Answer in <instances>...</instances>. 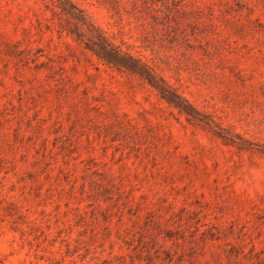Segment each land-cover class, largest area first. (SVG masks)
<instances>
[{
    "label": "rangeland",
    "instance_id": "1",
    "mask_svg": "<svg viewBox=\"0 0 264 264\" xmlns=\"http://www.w3.org/2000/svg\"><path fill=\"white\" fill-rule=\"evenodd\" d=\"M72 1L252 147L0 0V264H264V0Z\"/></svg>",
    "mask_w": 264,
    "mask_h": 264
},
{
    "label": "trees",
    "instance_id": "2",
    "mask_svg": "<svg viewBox=\"0 0 264 264\" xmlns=\"http://www.w3.org/2000/svg\"><path fill=\"white\" fill-rule=\"evenodd\" d=\"M62 18L58 22L59 33L65 32L82 45L83 50L90 52L102 64L119 72L139 78L149 85L169 107L178 114L184 115L187 121L207 127L222 143L235 146L237 149H249L251 144L222 128H216L214 121L200 112L185 96L170 84L157 70L140 56L124 49L98 26L91 17L72 0H50ZM55 11V10H54Z\"/></svg>",
    "mask_w": 264,
    "mask_h": 264
}]
</instances>
